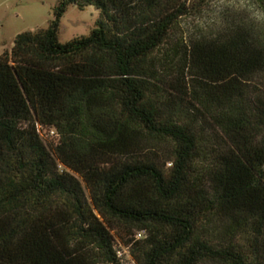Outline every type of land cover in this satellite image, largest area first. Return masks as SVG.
<instances>
[{"label": "trees", "instance_id": "obj_1", "mask_svg": "<svg viewBox=\"0 0 264 264\" xmlns=\"http://www.w3.org/2000/svg\"><path fill=\"white\" fill-rule=\"evenodd\" d=\"M198 1L59 0L0 54V264H264V0L178 37Z\"/></svg>", "mask_w": 264, "mask_h": 264}, {"label": "rangeland", "instance_id": "obj_2", "mask_svg": "<svg viewBox=\"0 0 264 264\" xmlns=\"http://www.w3.org/2000/svg\"><path fill=\"white\" fill-rule=\"evenodd\" d=\"M58 3L59 0H0V54L12 50L18 34L47 28ZM99 17L100 11L94 6L81 10L70 5L61 18L60 42L90 34ZM236 19L257 21L261 14L253 0H199L181 20L177 36H210ZM42 135L48 145L57 142L52 133L43 131ZM85 191L89 195L87 188Z\"/></svg>", "mask_w": 264, "mask_h": 264}, {"label": "built area", "instance_id": "obj_3", "mask_svg": "<svg viewBox=\"0 0 264 264\" xmlns=\"http://www.w3.org/2000/svg\"><path fill=\"white\" fill-rule=\"evenodd\" d=\"M144 235V232H140L137 234L136 238L139 239V238H142Z\"/></svg>", "mask_w": 264, "mask_h": 264}]
</instances>
